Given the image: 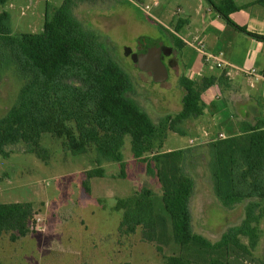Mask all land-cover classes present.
I'll return each mask as SVG.
<instances>
[{
	"label": "trees",
	"instance_id": "16d2710c",
	"mask_svg": "<svg viewBox=\"0 0 264 264\" xmlns=\"http://www.w3.org/2000/svg\"><path fill=\"white\" fill-rule=\"evenodd\" d=\"M86 1L64 0L51 16H46L40 33L14 34L11 15L0 13V46L8 52L1 65L13 64L26 81L17 104L0 119V155L8 158L7 147L23 143L28 153L47 160L49 151L42 147L41 140L51 134L73 155L86 154L94 147L97 164L119 163L124 177L127 163L122 150L130 137L135 159L157 179L162 195L159 202L152 190L143 188L120 199V235L140 231L142 242L154 244L165 264H242L247 260L264 264V258H256L253 251L264 219V119L239 122L237 134L209 145L217 199L228 209L248 202L242 223L212 243L193 230L190 206L195 183L181 165L188 152H153L152 143L160 141V149L169 132L186 135L182 125L204 115L207 105L202 96L220 79L181 76L179 83L185 91L181 111L155 123L131 97L135 92L131 76L114 60L100 36L75 16L76 6ZM209 1L229 25L264 41V36L249 33L231 21L229 13L239 9L233 0L221 4ZM6 2L0 0L1 5ZM174 42L180 47L177 38ZM104 177L103 168L86 172V192L91 193L93 178ZM34 218L31 203L0 204V238L9 235L16 242L29 236ZM171 245L178 251L167 256L166 248Z\"/></svg>",
	"mask_w": 264,
	"mask_h": 264
},
{
	"label": "rangeland",
	"instance_id": "374dc122",
	"mask_svg": "<svg viewBox=\"0 0 264 264\" xmlns=\"http://www.w3.org/2000/svg\"><path fill=\"white\" fill-rule=\"evenodd\" d=\"M63 2L7 0L6 4H0V13L6 11L11 15L14 34L39 33L43 30L47 12L51 16ZM97 4V0L82 2L74 11L87 29L92 26L97 29L100 41L131 76L135 86L131 97L157 124L168 114L175 116L182 109L185 92L179 83L180 71L175 61L170 64L165 83L154 82L152 73L142 69L138 62L143 43H146L140 39L143 33L156 31L155 40L169 45L167 32L174 27L168 21L165 28L162 24L158 27L143 24L138 19V12L136 17L132 14L131 20L114 26L115 23L107 19L89 14L88 11ZM114 5L109 3L110 8ZM27 6L30 7L28 10ZM103 6L102 3L99 8ZM22 8L26 10L25 15H22ZM170 40L173 41L172 35ZM187 53L192 55L190 50ZM7 57L8 52L0 46V119L17 104L26 83L13 64L1 65V60ZM75 85L80 86L78 82ZM182 128L186 136L169 132L160 149V141L152 143V151L170 148L188 152L181 165L195 183L190 206L193 230L216 243L228 229L242 223L248 204L243 202L228 209L214 193L213 154L209 145L220 139V134L228 136L230 133L210 124L208 117L199 125L190 120ZM41 145L49 151L47 160L28 153L23 143L7 147L8 158L0 155V204L31 203L35 209L29 236L16 242L11 241L9 235L0 238V264H165L154 244L142 242L140 231L129 236H122L118 231L122 219V211L117 209L120 199L140 193L143 188L152 190L159 202L162 195L157 179L148 175L146 165L135 159L130 137L126 138L122 150L127 163L124 177L119 163L104 161L99 166L94 147L86 154L73 155L64 150L62 140L51 134L43 135ZM95 168H103L105 177L93 178L92 191L87 193L83 186L86 172ZM259 235L254 256L264 258V219L259 225ZM244 241L248 243L247 239ZM177 251L178 248L171 245L165 254L168 256ZM242 264L253 262L247 260Z\"/></svg>",
	"mask_w": 264,
	"mask_h": 264
},
{
	"label": "crops",
	"instance_id": "0c3cea01",
	"mask_svg": "<svg viewBox=\"0 0 264 264\" xmlns=\"http://www.w3.org/2000/svg\"><path fill=\"white\" fill-rule=\"evenodd\" d=\"M97 1L99 4L92 7L88 11L89 14L107 19L110 23H115L114 26L131 20L132 14L136 17L139 13L140 17L137 18L143 24L156 27L162 24L164 27L165 22L168 21L174 27L167 32V40L171 43L169 45L155 40L156 31L143 33L140 36V39L146 41L143 44L148 48L153 45L161 48L162 60L165 59L163 62L167 67L168 75L170 64L175 61L180 77L186 76L196 80L202 76H216L220 79L217 85L203 94L202 98L207 109L204 115L193 119V124L199 125L208 117L210 124L234 135L238 133L239 122L255 123L258 119H264V41L257 40L229 25L209 0ZM211 1L221 4L224 0ZM233 2L239 9L229 13L231 21L245 28L249 33L264 36V0H233ZM102 3L104 6L101 9L99 6ZM109 3L115 5L110 8ZM146 6H150L148 11L145 10ZM29 8L26 7L27 10ZM25 13L26 10L22 8V15ZM74 14L79 19L76 10ZM89 26L91 27L90 24ZM95 29L93 26L90 28L97 33ZM170 35L173 41L170 40ZM174 38L181 43L180 47L175 44ZM199 41L205 43L208 54L220 58L224 65L218 67L215 62L207 61L192 45ZM188 50L192 52L191 56L188 55ZM252 71L255 73L250 74ZM204 134L202 139L206 137ZM205 140L204 138V143ZM190 142L193 143V140ZM172 150L176 149L168 148L163 151Z\"/></svg>",
	"mask_w": 264,
	"mask_h": 264
},
{
	"label": "water",
	"instance_id": "95a60500",
	"mask_svg": "<svg viewBox=\"0 0 264 264\" xmlns=\"http://www.w3.org/2000/svg\"><path fill=\"white\" fill-rule=\"evenodd\" d=\"M139 65L142 69L152 72L154 82L164 83L168 80V70L162 60L161 48L153 45L148 48L146 53H142L138 57Z\"/></svg>",
	"mask_w": 264,
	"mask_h": 264
},
{
	"label": "built area",
	"instance_id": "2783aa9c",
	"mask_svg": "<svg viewBox=\"0 0 264 264\" xmlns=\"http://www.w3.org/2000/svg\"><path fill=\"white\" fill-rule=\"evenodd\" d=\"M149 9H150V6H146L145 10L148 11ZM192 45L200 54H202L204 56V58L207 61L215 62L218 67H221V66L224 65V62L222 60H220V58H218L216 56H213L211 54H208L206 52V45H205V43L203 41H199L196 44L194 43ZM254 73H255V71H252L250 74H254ZM219 137L221 139V138H226L227 136H225L224 134H220Z\"/></svg>",
	"mask_w": 264,
	"mask_h": 264
},
{
	"label": "flooded vegetation",
	"instance_id": "af4514ba",
	"mask_svg": "<svg viewBox=\"0 0 264 264\" xmlns=\"http://www.w3.org/2000/svg\"><path fill=\"white\" fill-rule=\"evenodd\" d=\"M143 46H145L144 44H143ZM147 49H148V46H145V47H143V48H141V51L143 52V53H145V52H147ZM163 61H165V59H163ZM170 63V62H169ZM168 64V63H167ZM154 81V80H153Z\"/></svg>",
	"mask_w": 264,
	"mask_h": 264
}]
</instances>
